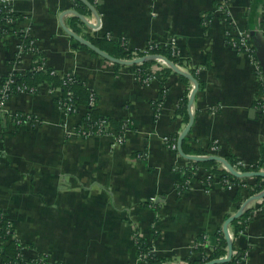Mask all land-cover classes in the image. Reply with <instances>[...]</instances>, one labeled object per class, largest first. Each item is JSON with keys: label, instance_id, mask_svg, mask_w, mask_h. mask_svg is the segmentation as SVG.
<instances>
[{"label": "crops", "instance_id": "0c3cea01", "mask_svg": "<svg viewBox=\"0 0 264 264\" xmlns=\"http://www.w3.org/2000/svg\"><path fill=\"white\" fill-rule=\"evenodd\" d=\"M89 1L100 17L95 27L68 12L75 9L97 24L92 8L85 3L81 12L75 0H7L9 22L8 10L0 11V90L6 75L25 74L38 57L60 76L76 74L95 94L91 106L126 125L121 140L109 132V122L105 134L83 135L77 128L86 105L65 110L57 101L60 90L47 84L13 94L3 107L0 101V211L24 244L23 258L28 263L46 257L41 264H153L139 255L138 234L164 264H190L198 246L208 256L215 252L218 233L226 239V221L242 209L228 224L229 261L264 264V196L252 198L264 191V176H235L218 160L206 161H218L230 176L212 173L214 165L193 169L206 161L178 150L192 115L181 145L189 150L185 154L232 156L246 168L237 171L264 172V90L249 57L231 45L239 32L253 44L254 31L264 39V0H230L231 16L221 11L222 0ZM61 21L88 39L125 37L134 51L151 40L165 48L173 44L177 62L163 56L198 81L193 103L194 81L164 59H151L148 72L155 78L143 83L137 63H117L81 47ZM26 34L38 56L19 52ZM137 57L134 52L121 59ZM184 96L188 121L177 112ZM18 111L34 120L16 128L11 114ZM245 180L258 188L252 196L242 192ZM244 212L249 215L241 220ZM228 253L227 241L218 258Z\"/></svg>", "mask_w": 264, "mask_h": 264}, {"label": "trees", "instance_id": "16d2710c", "mask_svg": "<svg viewBox=\"0 0 264 264\" xmlns=\"http://www.w3.org/2000/svg\"><path fill=\"white\" fill-rule=\"evenodd\" d=\"M75 1L78 4L77 8L79 9V11L82 12L81 8L86 7L85 3H83V1L81 0H75ZM91 1L93 2L94 0H91ZM4 16L5 15L0 14V18H2L3 20L5 19ZM12 17H14V14L12 15ZM12 24H13V21H12ZM75 30L78 31V29H75ZM2 31L4 32L5 30L3 29ZM234 38L237 39L236 37ZM30 39L31 38L26 37V40H25L26 44L29 43ZM89 39L93 43H95L97 46H99L100 48H102L103 50H105L106 52H108L109 54L115 57L129 59L134 56V52L140 56L145 54L144 51L140 49H137L136 51H134L133 49L128 48L127 47L128 41H127V38L125 37H120L116 40H113L112 38H109L107 36H104L102 38L89 37ZM80 46L93 51L92 49H90L88 46L84 44H80ZM253 53L256 56L255 50ZM150 54H162L168 57L169 59L175 61V63L177 62V57L171 54L170 47H166V48L155 47L150 50ZM35 55L38 56V53ZM154 62H155L154 60L148 59L141 63L136 64L138 76L140 77V79L148 73V69L151 67V65H153ZM40 63L41 61H38L37 63L34 64V66ZM7 77L8 75H6L5 78L3 79V83L7 79ZM15 84L16 85L17 84L26 85L30 88L35 89V91H37L42 84H47L49 88L52 90H60L61 97L57 98V101L60 105H63V102L66 101L67 99L68 92L71 91L72 94L69 97V103L71 104V109L69 111L75 112L80 105H86V107L88 108V112L83 117V120H84L86 130L89 132L95 133L98 127L97 125L102 119L106 120V122H109V132L115 134L114 136L116 137H121L126 130V125L124 121L119 120V121L114 122V120H111L107 117L103 118L100 115V112L97 111L95 107L91 106L90 101H91V95L93 91L90 88H88L85 85V83L82 82L81 79L76 74H71V75L66 74V75L60 76L59 74L53 72V69L51 68H47L45 70L29 69L25 74L18 75V79ZM16 85H13L14 88H16ZM261 89L264 90V82L262 81H261ZM16 93H18V91L15 90L14 94ZM161 100H162V96L159 99V101ZM187 103H188V98L184 96L183 99L181 100V105L177 109V112L179 114L182 113L185 115L186 121H188L189 119V113L187 111ZM17 113H21L23 116L22 111H18ZM30 120L33 121L34 120L33 117H31ZM27 121L29 120L26 117L23 118L22 123L15 124L16 128ZM174 139L175 138L170 137L169 143H172V140ZM186 147H187L186 144L183 143V150L186 153H189V150ZM200 153H203V152H200ZM227 160L229 163L233 165V167L239 168V166H241L242 170L246 169V168H243L242 165H238L237 160L232 156H227ZM193 165H196V166L198 165L199 166H213L214 165L215 167L213 168L212 173H219L220 175H222V177L223 175H229L228 173H226V171L222 167L218 166L220 165L218 161L198 162V163H193ZM192 172L194 174L196 170ZM193 174L190 173V175H193ZM257 189L258 188H255V187L249 188V189H246V187H242V192L243 193L245 192V195L250 196ZM248 215H249L248 212H244L241 217V220L246 219ZM9 222H10V219L7 216L6 212L0 211V239L6 240L5 244L0 245V255H1L0 262L2 264H26L27 262L25 261V259L18 262L19 261L18 256L19 254L22 253V248L24 247V244L21 243L16 237L12 236L14 235V229L9 228ZM236 223L239 225L237 221ZM239 228L241 229L242 226H239ZM217 237L219 239V243H218V247H216L215 252H213L212 255L208 256L206 255L204 248H202L201 246L200 247L198 246L197 254L199 256L190 258L189 259L190 264H203L204 262H207V261H210L212 259L222 256L227 246V240L225 239L223 233H218ZM134 238H135L136 244L138 245L139 255H141V257H143L144 259H146L147 261L153 264H164L166 262L165 258L159 257L158 255L150 251V246L140 235L137 234ZM200 239L203 240L202 237H200ZM235 262H236V258L224 264H235Z\"/></svg>", "mask_w": 264, "mask_h": 264}, {"label": "built area", "instance_id": "2783aa9c", "mask_svg": "<svg viewBox=\"0 0 264 264\" xmlns=\"http://www.w3.org/2000/svg\"><path fill=\"white\" fill-rule=\"evenodd\" d=\"M0 1H1L0 2V11L2 12V11H4V9L8 10L7 11L8 14H6V17L8 18L7 21L9 22V16H11L12 9L10 8V5L8 4L7 0H0ZM229 1L230 0H222L221 11L224 12L226 16H231V13L227 9V6H226L227 2H229ZM259 22L261 23V31L263 32V35H264V10H263V12L260 15ZM29 36H30L29 34H26L24 36V38L29 37ZM234 37H236L237 39L233 38L234 40L232 39L231 45L233 47H235L238 51H240L241 53H244L245 55H247L249 57L250 61L253 63L254 70L256 71L257 76L259 77V79L262 82H264V75H263L261 66H260V64L258 62L257 56H255L254 53H253L254 50H255V47H254V44L252 42L251 36L249 34L244 33V32H239L237 34V36H234ZM155 47H164L165 48V46L162 43H159V42H157L155 40H151L141 50L144 51V53H145L144 55H149L150 54V50L155 48ZM167 47H171L173 49V52L175 53L176 48H175V46L173 44H169ZM36 50H37L36 42L32 38V39H30L28 44H25L24 41H23V45H21L19 52L30 51L31 53L35 54ZM144 55H142V56H144ZM38 61H41V63L34 66V64L37 63ZM33 63L34 64L29 69H35V70H45V69H47L45 64L43 63V61L41 59H39L38 57L35 58ZM53 72H55V71H53ZM66 74H70L71 75L73 73H66ZM66 74H64V75H66ZM154 78H155V74L152 71H149L144 77H142V82L143 83H148ZM17 79H18L17 73L12 71V72H10L8 74L7 79L2 84V87H1V90H0L1 107L4 104V102L7 99H9L14 94L15 90L18 91V93L34 92L35 91V89L30 88V87H28L26 85H23V84H17L16 85L15 83H16ZM139 79H140V77H139ZM13 85H16V88H14ZM71 94H72V92L69 91L66 101H64L63 105H61L67 111H69L71 109V104L69 103V97L71 96ZM94 103H95V94L93 93L91 95L90 104L94 105ZM23 116H25L29 121H30V119L32 117V115H30L28 113H23ZM23 116H22L21 113L15 112V113L11 114V120L13 121L14 124H20V123L23 122V118H25ZM98 126L99 127H97V130H98L97 134H100V135L101 134H105L106 131H107V129H106V126H107L106 120L102 119L98 123ZM84 128H85V124H84V122H81V124L79 125L77 130L80 133H82L83 135L90 134ZM118 139L121 140L122 137H119ZM167 140L169 142L168 138H167ZM170 145H171V147L173 149H177V145L175 143H170ZM216 148H217V146L213 145L211 147V150L215 151ZM193 167H195V169H197V166H193ZM253 184H254L253 182L252 183L246 182V180L244 181V183H242V185H244L246 187V189L254 188ZM250 196H252V195H250ZM1 242H4V240L0 239V243ZM23 259H24L23 256L21 254H19V256H18V260L19 261L18 262L22 261ZM45 260H46V257L45 258H39V259L34 260L33 262L31 261V262H28L26 264H41Z\"/></svg>", "mask_w": 264, "mask_h": 264}, {"label": "water", "instance_id": "95a60500", "mask_svg": "<svg viewBox=\"0 0 264 264\" xmlns=\"http://www.w3.org/2000/svg\"><path fill=\"white\" fill-rule=\"evenodd\" d=\"M81 1H83L84 3H86L87 5H89L92 8L94 14L97 17V24H95V25L92 24L90 21H88L82 14H80L75 9H71V11H68V12H73L76 15L80 16L84 20V22H86L89 26H92V27L98 26L100 24V17H99L98 12L94 8V6L91 4V2L89 0H81ZM61 23H62L63 28L76 41L88 46L93 51H95L96 53H98L99 55L103 56L104 58H106L108 60H111V61H114V62H117V63L127 64V63H141V62H143L145 60L154 59V58H162V59H164L165 61H167L174 68L175 71H177L178 73L183 74V75L191 78L194 81L195 87H194L193 92H192V94L190 96V101H189L190 106L193 103V100L195 98V94H196V92H197V90L199 88L198 81L195 79V77L191 73H188V72H185V71L181 70L174 62L170 61L168 58H166V57H164L163 55H160V54H149V55H144V56L137 57V58L132 59V60L121 59L119 57H115V56L109 54L108 52H106L105 50H103L102 48L97 46L95 43H93L87 37H84L80 33H78L76 31H74L73 29L69 28L68 26H66L63 23V21H61ZM252 34H253V38H254V47H255V51H256V56H257L258 62L260 64V66H261V69H262V72H263V75H264V39L262 38L260 33L257 32V31H254ZM192 124H193V116L191 115L190 122L188 123L187 127L184 129L183 133L180 135V138H179L178 150L181 153V155H183L184 157H186V158H188L190 160H193V161H206V160H218V161H221V162H223L225 164V166L229 169V171L232 174H234L235 176H238V177L253 176V175L264 176V172H261V171L239 172L233 167V165L231 163H229L227 161V159H225L224 157H221L219 155H215L214 154V155H209V156H200V155H187V154H185L183 152V150H182V146L181 145H182V141H183L184 137L187 135V133L191 129ZM263 196H264V191L262 193L258 194V195L253 196L252 198H260V197H263ZM251 199H249V200H251ZM241 213H242V209L240 211H238V213L234 217L229 218L226 221L225 226H224V233H225L226 239H227L228 244H229V253L227 254V256L226 257H222V258L212 259V260L208 261L205 264L225 263V262H228L232 258L233 243H232L230 235H229L228 224L234 218L239 217L241 215Z\"/></svg>", "mask_w": 264, "mask_h": 264}, {"label": "rangeland", "instance_id": "374dc122", "mask_svg": "<svg viewBox=\"0 0 264 264\" xmlns=\"http://www.w3.org/2000/svg\"><path fill=\"white\" fill-rule=\"evenodd\" d=\"M228 10H229V9H228ZM234 36H237V35H234ZM232 37H233V36H232ZM233 40H234V39H233ZM137 76H138V75H137ZM138 79H139V76H138ZM139 80H140V79H139ZM141 81H142V78H141ZM7 100H8V99H7ZM7 100H6V101H7ZM6 101H5V102H6ZM5 102H4V104H5ZM4 104H3V105H4ZM3 105H2V107H3ZM196 172H197V170H196Z\"/></svg>", "mask_w": 264, "mask_h": 264}]
</instances>
